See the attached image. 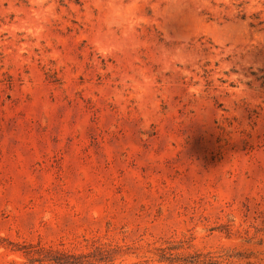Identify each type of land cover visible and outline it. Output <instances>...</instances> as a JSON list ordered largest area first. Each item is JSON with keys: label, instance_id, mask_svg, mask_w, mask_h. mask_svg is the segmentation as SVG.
Masks as SVG:
<instances>
[{"label": "rangeland", "instance_id": "rangeland-1", "mask_svg": "<svg viewBox=\"0 0 264 264\" xmlns=\"http://www.w3.org/2000/svg\"><path fill=\"white\" fill-rule=\"evenodd\" d=\"M247 1L0 0V264H29L17 244L134 263L183 235L264 264Z\"/></svg>", "mask_w": 264, "mask_h": 264}, {"label": "trees", "instance_id": "trees-1", "mask_svg": "<svg viewBox=\"0 0 264 264\" xmlns=\"http://www.w3.org/2000/svg\"><path fill=\"white\" fill-rule=\"evenodd\" d=\"M231 1L238 16L245 20V6L248 5V1ZM261 14V12H257L249 16L251 27L264 29V19L261 18ZM223 19H227L226 15L223 16ZM261 78L264 79V76ZM193 241V238L187 237V235H183L180 240L172 238L161 240L153 245L152 257L134 263H117L114 253L116 249L106 247L95 248L89 253H75L45 247L35 249L32 245L17 244V247L13 246L12 251L21 253L29 264H239L242 260L248 259V257H244L245 254L223 249L216 252H204L197 249ZM246 264L254 263L247 262Z\"/></svg>", "mask_w": 264, "mask_h": 264}]
</instances>
